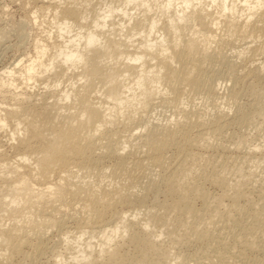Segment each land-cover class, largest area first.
<instances>
[{
    "label": "bare ground",
    "instance_id": "6f19581e",
    "mask_svg": "<svg viewBox=\"0 0 264 264\" xmlns=\"http://www.w3.org/2000/svg\"><path fill=\"white\" fill-rule=\"evenodd\" d=\"M31 6L48 26L0 70V264H264V0Z\"/></svg>",
    "mask_w": 264,
    "mask_h": 264
},
{
    "label": "rangeland",
    "instance_id": "374dc122",
    "mask_svg": "<svg viewBox=\"0 0 264 264\" xmlns=\"http://www.w3.org/2000/svg\"><path fill=\"white\" fill-rule=\"evenodd\" d=\"M31 11H33L31 0H0V26L8 32V36L4 40H0V70L1 67H14V64H16L17 61L23 56V58H25L28 55L30 56V54H34L35 48L33 46V40L43 34V29L47 28L46 26H48V24L43 23L42 26H39L42 23L39 22V20L42 21L41 15H39L40 13H38L39 17L36 19V21L35 19H33L34 16ZM27 22L29 23L27 24ZM33 22H35L36 24ZM21 23H24V33L20 36V34H18L16 31L18 24ZM157 115L155 114L153 116L158 117ZM159 117H161V115ZM1 133L2 132H0V139H4V137L7 138L5 135L2 136ZM4 140H1V142H4V149H7V151L9 152L10 149L8 142H6L7 139ZM50 239L53 240L52 237H50ZM51 240L48 242L49 245H51L50 243H52Z\"/></svg>",
    "mask_w": 264,
    "mask_h": 264
}]
</instances>
